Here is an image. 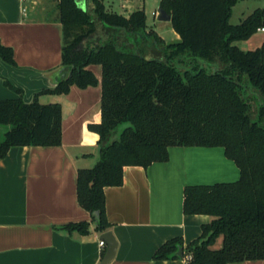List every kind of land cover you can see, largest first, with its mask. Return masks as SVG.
Instances as JSON below:
<instances>
[{"label": "trees", "instance_id": "16d2710c", "mask_svg": "<svg viewBox=\"0 0 264 264\" xmlns=\"http://www.w3.org/2000/svg\"><path fill=\"white\" fill-rule=\"evenodd\" d=\"M55 1L63 26L62 63L71 73L40 94H66L72 85L95 86L98 79L87 67L102 69V119L88 126L99 136V160L77 174V199L91 221L60 228L87 235L94 222L97 231H108L112 225L106 216L105 188L123 185L125 167L168 161L171 147H222L238 166L240 178L187 186L184 213L206 214L212 220L185 252L183 240L173 238L154 259L191 254L186 264L264 260V43L253 50L234 44L264 28V8L232 24L238 0H161L180 36L167 44L148 31L143 9L127 17L107 11L104 0H85L92 12L79 0ZM96 18L110 31L103 42L91 41ZM0 57L15 64L13 50L1 41ZM203 62L216 69L208 72ZM247 88L257 93L255 114ZM38 96L31 103L21 96L0 99V127L10 126L3 137L0 128V159L13 146L62 144L61 104H42ZM218 240L221 246L214 247Z\"/></svg>", "mask_w": 264, "mask_h": 264}, {"label": "crops", "instance_id": "0c3cea01", "mask_svg": "<svg viewBox=\"0 0 264 264\" xmlns=\"http://www.w3.org/2000/svg\"><path fill=\"white\" fill-rule=\"evenodd\" d=\"M120 1L127 17L137 9L147 17L145 8L161 7V0ZM252 1L257 4L252 8H264V0ZM56 4L55 0H0V41L13 50L15 62L0 57V99L21 96L31 103L39 95L40 103L62 107L60 146H13L0 159V264H99L106 249L94 222L87 235L60 228L91 221L77 199V174L99 160V136L88 126L102 119V69L87 67L98 79L95 86L72 85L66 94H40L71 73L62 63L63 26L53 11ZM237 5L239 0L233 8ZM159 22L172 27L171 20ZM153 31L167 44L180 40L174 29L170 42ZM106 36L97 32L91 41L103 42ZM120 38L124 41L125 34ZM239 178L238 166L222 147H171L168 161L147 168L125 167L123 185L105 188L109 230L118 242L109 264H186L185 257L154 259L155 252L173 238L183 240L185 252L212 220L206 214L184 213L185 188ZM221 244L218 240L217 247ZM239 264H264V260Z\"/></svg>", "mask_w": 264, "mask_h": 264}, {"label": "rangeland", "instance_id": "374dc122", "mask_svg": "<svg viewBox=\"0 0 264 264\" xmlns=\"http://www.w3.org/2000/svg\"><path fill=\"white\" fill-rule=\"evenodd\" d=\"M261 1V0H260ZM84 3V6H83ZM121 1L120 0H104V5L107 11L109 12H115L118 14H124L125 10L124 8H121ZM256 3V2H255ZM253 3L252 0H239V5H237L236 8H233L232 16L230 18V22L232 24H239L241 21H243L248 15H250L255 9L252 8L256 7L257 4ZM79 5L83 8L89 9L90 12H92L93 6L89 2H86L85 0H79ZM261 5V4H260ZM57 7V4H56ZM147 13V26L150 29H155L159 33H161L166 41L170 42L172 41V35L171 32H173V29L169 23H162L159 22L157 19V15L154 16L152 14V11H158V8H145ZM54 13L58 12L57 8L53 9ZM96 24H97V32H101L102 36H108L110 31L107 29V27L100 22L96 18ZM106 36V37H107ZM264 43V31H257L251 38L245 41H238L234 44L240 47L243 50H253L257 47H260ZM201 67H205L208 72H211L216 69L214 65L207 64L206 62L200 63ZM248 96L250 98V101L252 103V108L254 111V114L257 111V100L255 99V96H257V93L251 89L247 88ZM127 124H123L120 126V131L126 126ZM2 131V137L3 133L7 131L10 126H1ZM218 243V242H217ZM217 247V244L214 246Z\"/></svg>", "mask_w": 264, "mask_h": 264}, {"label": "water", "instance_id": "95a60500", "mask_svg": "<svg viewBox=\"0 0 264 264\" xmlns=\"http://www.w3.org/2000/svg\"><path fill=\"white\" fill-rule=\"evenodd\" d=\"M157 19L160 21H170L171 16L162 7L158 9ZM101 239L106 243L105 253L99 264H109L115 257L118 242L111 230H108L101 235ZM179 255H182V248H179Z\"/></svg>", "mask_w": 264, "mask_h": 264}, {"label": "built area", "instance_id": "2783aa9c", "mask_svg": "<svg viewBox=\"0 0 264 264\" xmlns=\"http://www.w3.org/2000/svg\"><path fill=\"white\" fill-rule=\"evenodd\" d=\"M259 31H264V28H259ZM100 245H101V247L106 248V243L103 240L100 241ZM185 259L188 260V261L191 260L192 259V255L191 254H187L185 256Z\"/></svg>", "mask_w": 264, "mask_h": 264}]
</instances>
